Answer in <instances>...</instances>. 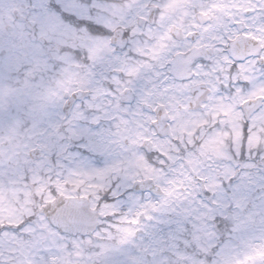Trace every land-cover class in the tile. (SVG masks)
<instances>
[{
    "label": "snow or ice",
    "instance_id": "snow-or-ice-1",
    "mask_svg": "<svg viewBox=\"0 0 264 264\" xmlns=\"http://www.w3.org/2000/svg\"><path fill=\"white\" fill-rule=\"evenodd\" d=\"M0 264H264V0H0Z\"/></svg>",
    "mask_w": 264,
    "mask_h": 264
}]
</instances>
